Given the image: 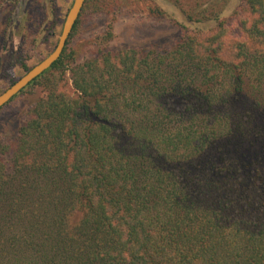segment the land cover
Listing matches in <instances>:
<instances>
[{
    "label": "trees",
    "instance_id": "trees-1",
    "mask_svg": "<svg viewBox=\"0 0 264 264\" xmlns=\"http://www.w3.org/2000/svg\"><path fill=\"white\" fill-rule=\"evenodd\" d=\"M241 12L233 47L220 22L110 49V25L70 66L76 20L0 143V264H264V0Z\"/></svg>",
    "mask_w": 264,
    "mask_h": 264
},
{
    "label": "rangeland",
    "instance_id": "rangeland-1",
    "mask_svg": "<svg viewBox=\"0 0 264 264\" xmlns=\"http://www.w3.org/2000/svg\"><path fill=\"white\" fill-rule=\"evenodd\" d=\"M96 1L97 4L94 1L82 8L68 40L67 51L75 55L70 66L90 58L95 41L101 39L110 25L113 29L107 43L110 49L132 47L147 51L152 45H170L184 32L193 33L203 24L210 27L208 34L220 22L229 27L225 41L228 47H233L242 35L240 23L247 17L241 12L242 0ZM72 3L73 0H0V94L25 74L22 65L30 69L54 50ZM187 11L199 13L205 19L201 24L193 23L191 19L196 16L193 18L192 14L190 19ZM66 79V91L73 94L69 70ZM250 94L264 99V82ZM41 96L38 87L29 88L2 107L0 143L14 139ZM263 139L254 143L252 151L245 153L246 162L263 147Z\"/></svg>",
    "mask_w": 264,
    "mask_h": 264
},
{
    "label": "water",
    "instance_id": "water-1",
    "mask_svg": "<svg viewBox=\"0 0 264 264\" xmlns=\"http://www.w3.org/2000/svg\"><path fill=\"white\" fill-rule=\"evenodd\" d=\"M85 0H73L62 25V30L58 38L54 50L37 65L32 67L21 78L14 82L8 89L0 94V108L5 106L14 96L22 91L29 83L39 77L44 71L49 69L51 65L60 57L66 41L72 31V28L79 17L84 6Z\"/></svg>",
    "mask_w": 264,
    "mask_h": 264
}]
</instances>
